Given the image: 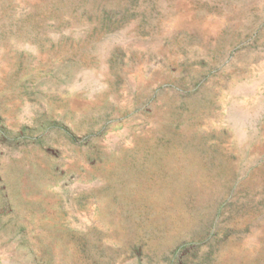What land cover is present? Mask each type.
Instances as JSON below:
<instances>
[{
    "label": "rangeland",
    "instance_id": "obj_1",
    "mask_svg": "<svg viewBox=\"0 0 264 264\" xmlns=\"http://www.w3.org/2000/svg\"><path fill=\"white\" fill-rule=\"evenodd\" d=\"M0 264H264V0H0Z\"/></svg>",
    "mask_w": 264,
    "mask_h": 264
}]
</instances>
